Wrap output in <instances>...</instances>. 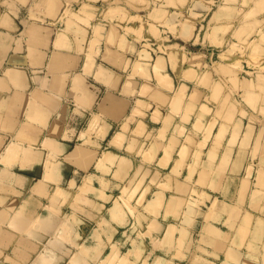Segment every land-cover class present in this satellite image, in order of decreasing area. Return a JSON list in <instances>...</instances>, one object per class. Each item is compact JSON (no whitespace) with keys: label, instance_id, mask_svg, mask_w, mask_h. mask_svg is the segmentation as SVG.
Listing matches in <instances>:
<instances>
[{"label":"clouds","instance_id":"obj_1","mask_svg":"<svg viewBox=\"0 0 264 264\" xmlns=\"http://www.w3.org/2000/svg\"><path fill=\"white\" fill-rule=\"evenodd\" d=\"M0 29V264H264V0H0Z\"/></svg>","mask_w":264,"mask_h":264},{"label":"crops","instance_id":"obj_2","mask_svg":"<svg viewBox=\"0 0 264 264\" xmlns=\"http://www.w3.org/2000/svg\"><path fill=\"white\" fill-rule=\"evenodd\" d=\"M74 7H76V8L78 9L79 6L77 5V6H74ZM95 7H98V8H99V7H101V4H97V5H95ZM104 7H107V6L105 5ZM169 11H171V9H170ZM198 11H199V10H198ZM132 14L135 15L134 12H133ZM140 15L143 16V15H145V13H144V12H141ZM131 26L134 27V28H138V27H139V22H138V21H135V22H133V23L131 24ZM0 31H3V29H0ZM149 35H150L149 33H145V38L147 39V38L149 37ZM169 38H170V41H171V43H172V42H173V41H172V40H173L172 38H175V37H172V36L169 34ZM129 39H131V37H129ZM152 43L155 44V37H152ZM173 44H179L181 47L184 46L183 43H181V40H180V41H177L176 43L173 42ZM102 47H103V45H101V48H102ZM208 54L210 55L209 52H208ZM152 55H153V54H152ZM24 56H26V53H23V54H20V55H15V54L9 52V53H8V57L11 59V63H9V61H6V62H5V65H4V71L8 70V68H10V67L21 66V65L23 64V58H24ZM155 58H156V53H155V55H154V57H153V60H155ZM234 59H236L235 56L233 57V60H234ZM62 60H63L62 57H54V58H53V62H54V63H59V62H61ZM99 62H100V61H97V63H99ZM114 62H116V58H115V57H108V64H106L105 66L107 67V66H109L110 63H114ZM228 63H230V62H229V61L225 62V64H228ZM244 65L247 66V64H244ZM185 66H187V65H184V69H185ZM168 72H169L170 75L172 74V73H171V68H170V67L168 68ZM0 75H3V71H0ZM193 87H194V85H192L191 83H189V88L191 89V88H193ZM109 110L112 112V115H113L114 118H118L119 115H120V111H122V109L117 110V109H114V108H111V107L109 108ZM128 111H129V113H131V108H129ZM147 123H148L151 127H155V128H159V127H160V125L153 124L152 121H151L150 119L147 121ZM192 124L195 125V120L192 121ZM246 124H247V122H246ZM133 127H134V126H133ZM117 130H118V126H117L116 129H114L113 132H110V133L108 134V137H107V140L105 141V144L107 143V141L113 140V139L115 138V134H116V131H117ZM218 133H219V128H216V129L213 130V135H217ZM70 147H71V146H70ZM109 151L112 152V153H116V149H110ZM205 151H208V149H205ZM162 155H163V154H161V156H162ZM254 162L258 164V163H259V160L257 159V160L254 161ZM0 167H3V165H0ZM170 167H171V166H168V168H170ZM92 171H95V169H93ZM37 174L42 175V170L38 168V169H37ZM64 175H65L66 179L71 177V175H72V168H71V166H66V169H65ZM184 175H187V173L185 172ZM247 175H248V173H247ZM248 176H249V175H248ZM250 177H252L253 181H257V180H258V171H251ZM197 178H198V177H195V179H197ZM78 184H79V180H78ZM93 186L96 187V188H99V184H98V183L94 184ZM33 187L36 188L37 191H40V192L43 191V189H42L41 186L34 185ZM210 194H211V193H210ZM253 194H254V193H253ZM115 195H119V193H115ZM246 196H247V193H246ZM248 199H249V201H250V200H251V197H248ZM107 207H108V208H112L113 205H112V204H109V205H107ZM207 207H208L209 209H212L211 203H208ZM62 211H63L65 214H71V209L68 208V207H65L64 209H62ZM171 223H172V222L169 221V225H171ZM216 226L219 227V225H216ZM95 227H96V225L89 224L87 228H84V229H83V231L86 232L88 236H90V235L92 234V231L95 229ZM222 230L226 231L227 229H222ZM200 231H201V225H200V223L198 222V223H197V226H196V232H197V233H200ZM123 232H124V229H118V233H117V235L114 237V242H115V241H120V240H122V234H123ZM85 238H87V237H85ZM197 238H199V237L197 236ZM161 239H163V234H161ZM145 244H146V254H147V252L152 251V246H151L150 242H148V241H145ZM131 248H132V245L129 244V245H127L125 248L120 249L118 252H124V254H125L126 252H128L129 250H131ZM111 250H112V249H107V250L105 251V253H107V252L109 253V252H111ZM10 252H11V249H9L8 252H7L6 254H9ZM105 253H104V255H105ZM154 255H155V256L163 257V256H164V253L161 252V251H159V250H157V251L155 252ZM226 259H227L226 256H225L224 254H221V255H220V261L217 262V264H222V262L226 261ZM148 264H152V261L149 260ZM173 264H192V258L190 257L189 260H184V261H181V260L177 259V260H175V261L173 262Z\"/></svg>","mask_w":264,"mask_h":264},{"label":"rangeland","instance_id":"obj_3","mask_svg":"<svg viewBox=\"0 0 264 264\" xmlns=\"http://www.w3.org/2000/svg\"><path fill=\"white\" fill-rule=\"evenodd\" d=\"M217 2L219 3L220 0H217ZM216 11H217V8H216V7H213L212 12L207 14V19H205V20L203 21V24H202V25L197 24V33L199 34L201 40L204 39L205 34H206V33L208 32V30H209V21L212 20V13H215ZM201 29H202V30H201ZM172 39H173L172 41L175 42V43H176L177 41H180V40H178V39H176V38H172ZM169 42L171 43L170 38H169ZM173 42H172V43H173ZM181 43H183V45H184L183 47H185V44H184V41H183V40H181ZM186 47H187V50H188L189 52H191V53H193V54H196V53H204L206 57H207V55H209L208 52H209L210 54L215 53V55H214V57H213V60H214L215 62H220V49L215 48L211 43H209L207 47H201V45H199V44L193 45L191 42H189V43L186 45ZM152 54H153V55H152V58H153L154 55H155V53H152ZM255 57H256V59L253 60V63H254V64H257V63H259V61H260L261 59H264V52H261V51L256 52V53H255ZM204 62H205V63H208L209 61H208L207 59H205ZM225 62H227V61H224L223 63L225 64ZM221 67H222V70H223V64L221 65ZM243 67H244L245 73H247V72H249V71L252 70V69L249 67L248 64H247V66L244 65ZM185 70H187V66H185ZM246 122H247V121H245V124H246ZM250 174H251V170L248 172V175H249V176H250ZM199 179H200V177L197 178V180H199ZM258 179H259V173H258ZM246 193H247V192H246ZM246 193H245V194H246ZM254 194H255V193H254ZM202 195H203V193H202ZM149 199H151V198H149ZM211 206H212V209H214V208H215V202H212V203H211ZM111 253H112V250H111V252H109V253H108V252L105 253V257H108ZM123 254H124V252H117V253H116V256H117V258H118L119 256H122ZM113 264H118V261H113Z\"/></svg>","mask_w":264,"mask_h":264}]
</instances>
